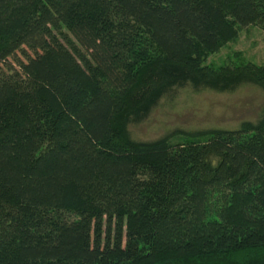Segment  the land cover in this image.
<instances>
[{
	"label": "trees",
	"instance_id": "obj_1",
	"mask_svg": "<svg viewBox=\"0 0 264 264\" xmlns=\"http://www.w3.org/2000/svg\"><path fill=\"white\" fill-rule=\"evenodd\" d=\"M249 26L264 0H0V264H264V107L129 131L179 88L264 92L207 64Z\"/></svg>",
	"mask_w": 264,
	"mask_h": 264
},
{
	"label": "rangeland",
	"instance_id": "obj_2",
	"mask_svg": "<svg viewBox=\"0 0 264 264\" xmlns=\"http://www.w3.org/2000/svg\"><path fill=\"white\" fill-rule=\"evenodd\" d=\"M239 53L248 62L263 65L264 32L255 26L243 28L237 41L212 55L207 64H235ZM263 107L264 92L253 85L229 93L186 86L166 94L142 122L130 124L129 131L135 141L148 142L179 129H236L244 121H256Z\"/></svg>",
	"mask_w": 264,
	"mask_h": 264
}]
</instances>
